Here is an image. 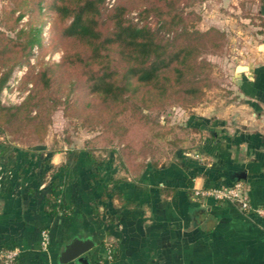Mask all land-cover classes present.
Masks as SVG:
<instances>
[{"label":"crops","instance_id":"obj_1","mask_svg":"<svg viewBox=\"0 0 264 264\" xmlns=\"http://www.w3.org/2000/svg\"><path fill=\"white\" fill-rule=\"evenodd\" d=\"M224 1L229 16L246 27L235 29L243 47L223 108L195 109L191 147L177 150L172 160L152 170L149 163L138 174L117 173L105 158L68 155L81 149L10 144L0 158L6 165L0 246L18 248L15 264H62L59 251L73 237L94 242L87 264H96L104 242L114 251L107 264H264V218L193 194L194 187L241 179L251 202H264V0ZM60 167L65 208L51 214L45 186ZM44 227L50 237L45 250Z\"/></svg>","mask_w":264,"mask_h":264},{"label":"rangeland","instance_id":"obj_2","mask_svg":"<svg viewBox=\"0 0 264 264\" xmlns=\"http://www.w3.org/2000/svg\"><path fill=\"white\" fill-rule=\"evenodd\" d=\"M52 2L0 0V30L5 35L19 40L31 27L41 28L40 43L28 54H18L0 90V102L9 106L20 105L31 95L28 107H23L15 123H11V128L19 125V130L0 131L1 140L25 146L47 142L51 149L89 147L96 156L110 161L109 167L115 172L138 173L147 161H169L179 147H191L187 122L195 109L204 112L208 105L223 108L228 77L244 43V37L235 29L246 28L239 19L229 16L224 0H112L111 5L110 0H103L101 27L109 25L107 14L120 3L126 7V18L148 25L162 42L204 43L196 58L206 62L203 71L195 70L204 87L199 103L184 106L168 95L163 102L149 107L137 106L142 93L116 103L100 94L87 93L80 86L71 88L69 79H83V75L77 64L56 65L76 45L72 39L61 36L64 22L58 18ZM192 29L206 31V35L195 38L186 32ZM110 57L121 70L113 51ZM46 66L54 67L49 86L37 76ZM36 113L47 120L42 141L33 131L38 119L27 116ZM178 135L187 141L182 146Z\"/></svg>","mask_w":264,"mask_h":264},{"label":"trees","instance_id":"obj_3","mask_svg":"<svg viewBox=\"0 0 264 264\" xmlns=\"http://www.w3.org/2000/svg\"><path fill=\"white\" fill-rule=\"evenodd\" d=\"M37 1L42 2L43 0ZM171 1L175 2V0ZM102 2L103 0H53L52 2L58 18L64 22L60 30L61 36L72 39L76 45V49L72 53L66 51V56L56 65L77 64L83 75V79H69L71 88L80 86L87 93L100 94L105 99L116 103L126 101L130 97L136 98L142 93L136 101L137 106L140 107L159 104L168 95H172L178 103L184 106L199 103L204 94V87L201 84L202 78L196 75L195 70L200 68L197 69L200 72L206 65L205 61L196 60L200 46H204V43L202 41H188L182 44L162 42L148 25L126 18V7L120 3L114 5L107 14L109 25L101 27L99 16ZM186 32L193 34L195 38L206 35V31L202 32L198 29H192L190 32L186 30ZM40 38V27H31L24 38L19 40L5 35L0 30V90L18 54H28L34 45L40 43ZM110 51L115 53L117 61L121 64V70L112 64L114 56L113 59L110 57ZM53 69V66H46L37 74L43 79L45 86H49L52 80ZM143 87L144 90H142ZM30 98L31 95L22 104L16 106L4 105L0 102V131L8 130L9 133H13L19 130V125L11 128V123L17 119V113L23 107H28ZM28 110L30 112V109ZM27 116L29 119H38L33 131L39 141H42L46 132L47 120H42L39 113ZM197 122L196 115L192 114L187 125L195 127ZM178 136L180 146L187 142L184 141L183 135ZM10 144L0 139V158L11 148ZM35 147L42 148L43 145ZM182 148L179 147V149ZM50 154L51 152H47L46 156ZM68 155L87 156L98 162V156L89 147L78 152L69 150ZM149 163L151 170L158 165V161L153 159L147 161L141 170ZM4 169L6 165L0 160V184H4L6 180ZM55 173L45 186V189L50 192L48 203L51 214H56L58 210L65 208L59 197L60 183L58 181L63 173V167L58 168ZM236 180L238 179L234 181ZM107 243H103L104 252L94 259L96 264H107L108 261L114 259L112 243V257L110 260L106 259ZM0 248L13 247L0 246ZM100 259H103V262H99Z\"/></svg>","mask_w":264,"mask_h":264},{"label":"built area","instance_id":"obj_4","mask_svg":"<svg viewBox=\"0 0 264 264\" xmlns=\"http://www.w3.org/2000/svg\"><path fill=\"white\" fill-rule=\"evenodd\" d=\"M112 4L110 0L109 5ZM193 194L200 198H213L218 201H225L234 204L244 214H255L264 218V202L253 204L247 192V187L243 180H236L229 185L200 186L193 188ZM40 246L42 249H48L50 237L49 230L43 228L40 231ZM111 243L106 244V259H111ZM19 251L17 247L0 248V264H15ZM99 262H103L100 259Z\"/></svg>","mask_w":264,"mask_h":264},{"label":"water","instance_id":"obj_5","mask_svg":"<svg viewBox=\"0 0 264 264\" xmlns=\"http://www.w3.org/2000/svg\"><path fill=\"white\" fill-rule=\"evenodd\" d=\"M244 173H239L238 178ZM94 242L90 238L73 237L67 243H64L58 254L59 263L72 262L73 264H87L88 251L93 247Z\"/></svg>","mask_w":264,"mask_h":264}]
</instances>
